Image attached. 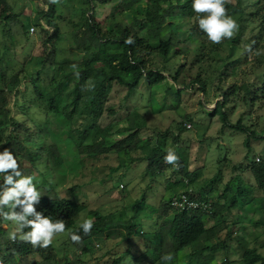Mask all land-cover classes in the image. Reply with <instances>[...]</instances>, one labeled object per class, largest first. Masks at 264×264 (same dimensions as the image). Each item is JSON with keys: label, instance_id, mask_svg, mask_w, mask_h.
Masks as SVG:
<instances>
[{"label": "trees", "instance_id": "1", "mask_svg": "<svg viewBox=\"0 0 264 264\" xmlns=\"http://www.w3.org/2000/svg\"><path fill=\"white\" fill-rule=\"evenodd\" d=\"M42 1L47 7L46 10L38 11L32 24H22L27 37L32 26L45 34L44 55L40 57V67L36 72L32 75L25 73L23 77L19 73H11L10 71L14 69L4 67L5 56L0 52V117H10V123L14 128L4 141L3 129L0 128V150L2 152L7 148L16 157L30 163L31 167L25 169L26 176H33L34 170L38 171L40 166L48 168L49 172L46 176L40 174L43 176V181L37 185V189L42 196L40 203L35 205L36 211L50 216L54 221L65 220L64 233H68L69 241L78 254L75 260L66 259L60 262L53 243L48 248L33 247L30 243L21 242L19 239L13 241L10 239V233L0 228V264H81L83 256L92 253L95 240L104 235L111 238V234L116 231L121 240H128L133 236L135 223L130 221L117 223L116 229L112 230L110 216L97 210H89L94 227L89 235L83 234L80 229L83 222L79 224V220L87 206L62 197L54 183L56 176L61 183L66 180L62 143L74 147L84 160H100L113 153L122 156L141 150L143 156L137 161H146V171L152 177L168 167L175 169L172 165L165 164L163 159L168 148L160 140L165 141L168 138V131L158 132L156 140L145 139L139 147L140 131L147 126L145 119L139 113L129 116V125L123 132L125 135L118 140H112L115 134L113 125L102 126L101 120L106 114L115 113L113 107H108L114 85L125 88L126 98L129 99L136 93L142 81H147L150 86L169 82V78L163 72L151 67L150 58L155 55L168 57L172 53H178L176 47L179 45V40L171 27L176 25L177 28H181V22L195 16L191 6L192 0H125L121 8L129 11L133 21L118 31L114 29L104 31L94 17L96 0H84L87 6L78 13V22L72 23L73 44L75 49L83 54L81 57L83 67L68 74L61 81L46 69L48 65L53 69L56 65L72 63L68 58L60 60L56 58L57 43L61 34L58 22L63 17L58 12L56 3H51L50 0ZM99 2L104 4L108 0H99ZM225 7L239 25L234 37L229 39L230 42L237 43L250 26L256 23L263 27L260 34L263 33L264 0L229 1ZM17 17L10 0H0V22L10 23ZM165 29H170V36L163 35ZM142 32L144 33L140 35ZM204 36L207 37L199 29L198 22L188 31V39ZM129 37L135 43L127 44L125 41ZM76 73H79V76L74 83L73 95L68 103H65L66 105L61 106L63 95L69 88L71 75ZM22 78H27L28 82L23 83ZM170 78L175 83L176 78L174 76ZM261 79L262 83L257 89H253L250 85H245L241 89L236 86L228 89L223 93L222 101H218L215 108L209 112L210 116H219L223 126L250 133L249 129L242 125L241 120L236 125H232L225 108L230 96L236 95L239 90H243V100L246 102L251 97L259 98V94L264 97V73ZM194 83L199 84L203 92H206V83L199 77ZM21 85L25 86L24 93L20 90ZM53 85L56 87L51 90ZM20 94L25 98L28 97L33 104L42 109L45 118L41 123L29 114L30 107L26 102L23 105L19 104ZM13 111L21 114V119L15 118ZM17 132L19 133L16 134ZM121 133L118 134L122 135ZM179 138L178 134L173 141L178 143ZM249 140L248 135L245 140L247 147ZM29 144L36 145L37 151L34 152ZM174 150L180 157L181 165L179 170L175 169L176 172L193 181L189 170V154L178 147ZM122 167L121 163L118 170ZM251 169L257 188L264 191V161L261 157L259 162L255 160ZM212 190L209 188L207 193L210 194ZM250 192L251 190L238 184L235 188H225L215 200L211 199V196L206 197V192L197 196L191 193L193 198L210 203L211 212L192 210L173 214L172 217H170L172 212L169 206L170 199L161 203L156 228L141 232L145 251L139 257L133 258L135 264H212L216 261L215 250L227 249L228 242L234 239L237 242L236 252L243 264L263 262L264 256L257 248L251 247L250 243L241 236L233 237V229H229L225 238L220 239L222 230L228 228L224 218L227 212L238 206L256 203L261 206L260 212L264 215V197L249 199ZM222 199L225 203H221ZM5 210L7 211V208ZM17 210L19 211V208ZM255 224L264 227V216ZM120 228H124L125 233L119 231ZM73 232L82 236L81 243L71 241L69 234ZM187 250L189 253L185 256ZM168 253L173 259L163 260L162 257ZM128 254L127 251L114 255L111 261L105 264H122ZM31 257L39 259L32 260ZM216 264H233V262L225 258Z\"/></svg>", "mask_w": 264, "mask_h": 264}, {"label": "rangeland", "instance_id": "2", "mask_svg": "<svg viewBox=\"0 0 264 264\" xmlns=\"http://www.w3.org/2000/svg\"><path fill=\"white\" fill-rule=\"evenodd\" d=\"M124 2L125 0H108L104 4L99 0L94 2V17L104 31L109 29L118 31L132 23L129 11L121 8ZM10 3L18 17L10 23L0 22V52L5 56L4 67L13 68L14 70L10 72L19 73L22 77L25 73L32 75L40 67V57L44 55L45 34L36 27V32L27 37L22 24H32L37 12L46 10L47 7L42 0H10ZM56 4L58 12L63 17L58 22L61 34L57 43L56 58L57 60L68 58L72 63L56 65L53 69L48 65L46 70L61 81L68 74L83 67L81 62L83 54L77 51L73 44L72 23L78 22V13L87 5L84 4V0H58ZM196 22L198 17L195 13L194 17L180 23L181 28H177L176 25L171 27L179 40L177 54L172 53L168 57L155 55L150 58L151 67L163 72L169 78V82L150 86L147 81H142L136 93L129 99L126 98L125 88L114 85L108 107H113L115 113L106 114L101 120L102 126L113 125L115 134L112 140H118L125 135L123 132L129 125V116L139 113L147 124L146 128L140 131L139 147L145 139L156 140L158 132L168 131V138L160 141L165 143L167 148L178 147L189 154V167L195 170L192 174L193 181L172 167L152 177L146 171V161H137L143 156L141 150L122 156L113 153L100 160H84L74 147L67 146L66 143L61 144L66 180L61 183L56 176L54 183L62 197L87 206L81 214L79 224L90 219L89 210H97L110 216L112 230L116 229L117 223L130 221L136 226L133 236L128 240H121L116 231L111 234V238L104 235L95 240L92 253L83 256L81 264H105L110 262L114 255L127 251L129 254L122 264H135L133 258L139 257L145 251L141 232L154 230L161 203L186 189H190L197 196L204 188H212L209 196L215 200L223 193L226 185L230 184L235 188L240 182L246 189H250L248 186L251 187L249 199L264 197V191L257 188L252 176L243 175L241 171H246L247 165L253 164L257 157L264 161L263 95L259 94L260 97L257 99L248 98L246 102L243 100V90H239L236 95L230 96L226 105L225 110L230 123L236 125L241 120L242 125L248 128L250 133L223 126L219 116L211 117L209 113L218 101H222L223 93L231 87L241 89L245 85H250L257 89L261 85V75L264 73V31L260 34V30L263 27L258 23L253 24L237 43L224 39L219 44H213L205 36L188 39V31ZM163 35L170 36V29H165ZM72 65L76 67L73 68ZM173 76L176 78L175 83L170 78ZM197 77L206 83V92H203L199 84L194 83ZM70 79L61 106L68 103L74 92V83L78 80L76 75H71ZM22 81L27 83L28 79L22 78ZM55 87L56 85H53L51 90ZM20 90L24 93L25 86L21 85ZM18 99L20 105L26 102L30 107L29 114L33 115L36 121L41 123L44 120L42 109L33 104L28 97L20 94ZM13 115L18 119L22 117L14 111ZM10 122V117H0L3 141L14 130ZM188 123L192 125L191 129L185 126ZM178 134L180 138L178 143H175L173 139ZM248 135L249 147L245 144ZM29 147L34 149V152L37 151L36 145L29 144ZM15 158L20 164L22 174L26 176L25 169L30 168L31 164L16 156ZM205 162L208 167L199 168L201 163ZM121 163L123 167L118 170ZM237 171L240 172L238 177H241L245 184L234 178ZM48 172V168L44 166H40L38 171L34 170V183L39 185L43 181L40 174L46 176ZM260 207L259 204L250 203L227 212L224 218L228 228L222 230L220 239H224L228 230L233 229V237H243L251 247L257 248L264 256V227L255 224L264 216L260 212ZM172 215L171 212L170 217ZM0 228L11 234L15 231L16 225L0 217ZM119 231L125 233L124 228H120ZM53 244L60 262L77 258L78 252L71 245L67 232L56 236ZM236 246L237 242L234 239L228 242L227 249L215 250L216 261L212 264L219 263L225 258L233 264H243L236 252ZM188 253L189 250L184 255ZM258 264H264V261Z\"/></svg>", "mask_w": 264, "mask_h": 264}, {"label": "clouds", "instance_id": "3", "mask_svg": "<svg viewBox=\"0 0 264 264\" xmlns=\"http://www.w3.org/2000/svg\"><path fill=\"white\" fill-rule=\"evenodd\" d=\"M50 2L58 3V0H50ZM227 2L229 0H192L191 6L193 12L197 14L198 27L213 44H219L224 39H232L238 31V23L228 14L225 7ZM125 42L135 43L131 37ZM72 67L75 68L76 65ZM76 75L78 77L79 73ZM163 159L165 164L172 165L176 170L181 167L180 157L172 148L167 149ZM0 177H2L0 217L16 225L15 231L10 234V239L13 241L19 239L21 242L30 243L33 247L48 248L58 234L65 232V220L54 221L50 216L36 211L35 205L40 203L42 195L34 183L35 177L22 174L15 155L7 148L0 152ZM93 227L92 219H86L80 225L84 235H89ZM25 229L30 230L24 231ZM69 235L73 243L82 242L81 235L75 232ZM162 259L170 261L173 257L168 253Z\"/></svg>", "mask_w": 264, "mask_h": 264}, {"label": "built area", "instance_id": "4", "mask_svg": "<svg viewBox=\"0 0 264 264\" xmlns=\"http://www.w3.org/2000/svg\"><path fill=\"white\" fill-rule=\"evenodd\" d=\"M36 32V27L32 26L30 28V34H34ZM188 129L192 128L190 123L185 125ZM256 161H260V157L256 158ZM191 190L186 189L181 191L180 193L171 197L169 206L173 214L185 212V211H192V210H204L207 212H211L212 206L210 203L202 200H198L191 196Z\"/></svg>", "mask_w": 264, "mask_h": 264}, {"label": "crops", "instance_id": "5", "mask_svg": "<svg viewBox=\"0 0 264 264\" xmlns=\"http://www.w3.org/2000/svg\"><path fill=\"white\" fill-rule=\"evenodd\" d=\"M228 159H226V161H227ZM252 165V164H251ZM251 165H247V167H246V171L245 170H241L242 172H243V175L244 174H247V175H251L252 176V178H253V180L255 181V179H254V176H253V172H252V169H251ZM208 166H207V164H206V162L205 163H201V165L199 166V168H207ZM242 167H244V166H241V168ZM189 170H190V172L193 174L194 173V171L195 170H193L191 167H189ZM239 171H237V173L234 175V178L236 179V180H238L239 181V179L243 182V184H245V182L241 179V177H238V176H240L239 175ZM221 184H223V183H221ZM238 184H240V186H242V183H240V182H238L237 184H236V186L238 185ZM225 185V184H224ZM227 187H231L230 186V184L229 185H226L225 186V188H227ZM250 189L249 190H251V187L250 186H248ZM204 188V187H203ZM208 190H209V188H204L203 189V191H199V193H197L198 195L199 194H202V193H204L205 194V192L207 193L208 192ZM251 193V192H250ZM205 196L206 197H208L209 196V194L207 193V194H205ZM210 197V196H209ZM221 203H225V200L224 199H222V201H221Z\"/></svg>", "mask_w": 264, "mask_h": 264}]
</instances>
